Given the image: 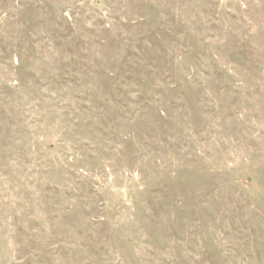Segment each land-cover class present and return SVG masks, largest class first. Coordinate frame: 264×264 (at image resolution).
<instances>
[{"label": "rangeland", "instance_id": "374dc122", "mask_svg": "<svg viewBox=\"0 0 264 264\" xmlns=\"http://www.w3.org/2000/svg\"><path fill=\"white\" fill-rule=\"evenodd\" d=\"M0 264H264V0H0Z\"/></svg>", "mask_w": 264, "mask_h": 264}]
</instances>
